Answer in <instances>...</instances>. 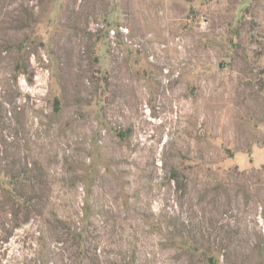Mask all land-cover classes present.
Returning a JSON list of instances; mask_svg holds the SVG:
<instances>
[{"label": "rangeland", "instance_id": "374dc122", "mask_svg": "<svg viewBox=\"0 0 264 264\" xmlns=\"http://www.w3.org/2000/svg\"><path fill=\"white\" fill-rule=\"evenodd\" d=\"M262 145L264 0H0V264H264Z\"/></svg>", "mask_w": 264, "mask_h": 264}, {"label": "crops", "instance_id": "0c3cea01", "mask_svg": "<svg viewBox=\"0 0 264 264\" xmlns=\"http://www.w3.org/2000/svg\"><path fill=\"white\" fill-rule=\"evenodd\" d=\"M251 157L255 165L264 164V145L254 147ZM248 166L249 164L244 165V167H248Z\"/></svg>", "mask_w": 264, "mask_h": 264}]
</instances>
